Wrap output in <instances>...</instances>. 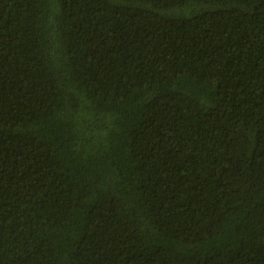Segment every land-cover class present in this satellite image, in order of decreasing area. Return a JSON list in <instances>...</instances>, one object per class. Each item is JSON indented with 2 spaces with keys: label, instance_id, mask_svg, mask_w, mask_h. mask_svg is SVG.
Segmentation results:
<instances>
[{
  "label": "trees",
  "instance_id": "trees-1",
  "mask_svg": "<svg viewBox=\"0 0 264 264\" xmlns=\"http://www.w3.org/2000/svg\"><path fill=\"white\" fill-rule=\"evenodd\" d=\"M0 264H264V0H0Z\"/></svg>",
  "mask_w": 264,
  "mask_h": 264
}]
</instances>
